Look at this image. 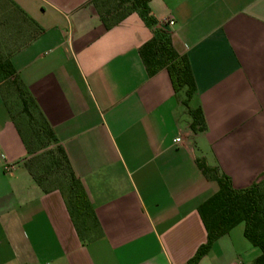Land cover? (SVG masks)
I'll return each mask as SVG.
<instances>
[{
    "label": "crops",
    "instance_id": "crops-1",
    "mask_svg": "<svg viewBox=\"0 0 264 264\" xmlns=\"http://www.w3.org/2000/svg\"><path fill=\"white\" fill-rule=\"evenodd\" d=\"M148 7L152 26L133 11L107 27L95 0H0V17L21 13L32 24L8 59L95 221L81 236L61 192L33 179L0 88V264H188L207 238L197 206L218 190L196 159L235 188L264 176V0ZM157 29L188 58L202 130L190 128L185 88L175 92L165 69L147 74L139 48ZM243 229L217 238L197 264H252L260 249Z\"/></svg>",
    "mask_w": 264,
    "mask_h": 264
},
{
    "label": "trees",
    "instance_id": "trees-1",
    "mask_svg": "<svg viewBox=\"0 0 264 264\" xmlns=\"http://www.w3.org/2000/svg\"><path fill=\"white\" fill-rule=\"evenodd\" d=\"M134 10L127 14L138 11L145 23L152 26L155 23L154 18L149 13V0H131ZM96 3V0H95ZM97 5V3H96ZM97 8L98 5H97ZM99 16L107 27L117 24L125 15L110 21L99 10ZM139 53L145 65L147 74L154 75L161 69H165L170 77L173 90L175 92L185 88L186 99L182 103L187 108L191 116L190 128L196 132L204 129V118L199 107L191 108L188 101L195 91V82L190 68L188 58L185 54H178L171 45L170 35L164 30L157 29L153 36L147 40L140 48ZM5 73L8 77H13L16 97L20 106V115L26 117L28 121H38L42 128V135L46 138L45 144L55 145V151L59 152L68 170V184L71 190V198L65 194V191L59 187H45L40 177L36 175L28 159L25 160L30 174L43 191L49 192L59 190L63 195L69 214L73 223L81 236L87 231L95 228L92 208L88 202L87 195L82 187L80 180L75 176L70 161L62 145L59 143L54 131L40 111L36 101L25 89L21 80L15 73L9 59L0 58V73ZM2 89V86L0 85ZM10 111V118L15 123L17 130L21 134L24 143L27 146L28 153H32L28 142L22 134L20 127L15 122L11 114V108L5 97ZM37 114V118L34 116ZM29 124V123H28ZM39 133V128H36ZM53 153V150L51 151ZM196 163L204 174L211 175L218 184V190L199 203L197 211L207 232L206 241L201 244L194 255L188 260V264H197L199 259L208 252L213 242L220 236L229 232L239 223L244 224L243 235L254 246L260 249V255L256 257L252 264H264V208L262 206V195L259 191V181H254L250 185L242 188L233 187L230 178L219 172L215 166L207 164L205 158H197ZM60 162L51 158V165H59ZM47 168V169H48Z\"/></svg>",
    "mask_w": 264,
    "mask_h": 264
},
{
    "label": "rangeland",
    "instance_id": "rangeland-1",
    "mask_svg": "<svg viewBox=\"0 0 264 264\" xmlns=\"http://www.w3.org/2000/svg\"><path fill=\"white\" fill-rule=\"evenodd\" d=\"M96 3L99 7L97 9L110 21L134 10L131 0H96ZM6 9L7 8H2L3 11ZM33 32L34 29H32L31 22L24 15L18 13L9 17V15L5 13L4 17H0V58L4 61L7 60L11 50ZM13 80V77H7L5 73L1 71L0 85L2 86L3 94L8 100L12 117L20 127L32 151L27 161L36 175L41 178L45 187H59L71 198L68 177H66L68 174L67 166L59 152L55 151V145L45 144L46 138L42 135L43 131L39 125L40 123L34 120L28 121L26 117L20 115V106L18 104V98L16 97ZM179 91H183V89ZM182 96L183 99H186L185 91L182 93ZM190 102L189 100V105L191 104ZM34 116L37 118L35 112ZM36 128H39V133H37ZM52 150L53 153H51ZM52 157L53 160L60 162V164L51 165L50 168H48ZM259 191L262 195V206L264 208V178L259 182Z\"/></svg>",
    "mask_w": 264,
    "mask_h": 264
},
{
    "label": "built area",
    "instance_id": "built-area-1",
    "mask_svg": "<svg viewBox=\"0 0 264 264\" xmlns=\"http://www.w3.org/2000/svg\"><path fill=\"white\" fill-rule=\"evenodd\" d=\"M168 23L171 25V24H173V21H172V20H169ZM176 140L178 141L179 138H176ZM8 168H9V167L7 166L6 169H8Z\"/></svg>",
    "mask_w": 264,
    "mask_h": 264
}]
</instances>
